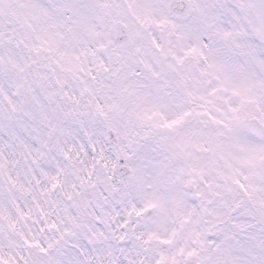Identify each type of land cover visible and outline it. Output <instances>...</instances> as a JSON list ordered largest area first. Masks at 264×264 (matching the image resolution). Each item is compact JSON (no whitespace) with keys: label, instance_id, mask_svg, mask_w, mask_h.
I'll list each match as a JSON object with an SVG mask.
<instances>
[{"label":"snow or ice","instance_id":"6c2138e0","mask_svg":"<svg viewBox=\"0 0 264 264\" xmlns=\"http://www.w3.org/2000/svg\"><path fill=\"white\" fill-rule=\"evenodd\" d=\"M5 143L0 264H264V0H0Z\"/></svg>","mask_w":264,"mask_h":264},{"label":"rangeland","instance_id":"374dc122","mask_svg":"<svg viewBox=\"0 0 264 264\" xmlns=\"http://www.w3.org/2000/svg\"><path fill=\"white\" fill-rule=\"evenodd\" d=\"M17 8H16V5L15 3H11V7H9L7 9V15L8 16H11V17H16L17 15ZM17 127H21L24 131H25V134H34L35 137L37 138V141L38 143H40V147H41V155L39 158H42L44 155H46L47 151H49L50 149L48 148V145L46 143V141L48 139H51V135H55L56 134V127H52V128H49L47 132H44L43 129H37L35 128L31 121H28L27 123H25V121H21ZM51 134V135H50ZM5 140L6 141H10L12 144H17L19 146V143L18 141L14 138V136H10V135H7L5 136ZM0 149H7L9 151H11V148H10V144L8 143H5V144H0ZM25 151H27V149H25Z\"/></svg>","mask_w":264,"mask_h":264}]
</instances>
